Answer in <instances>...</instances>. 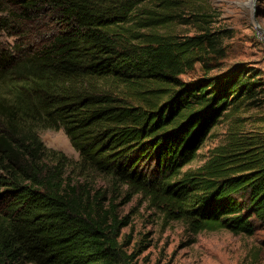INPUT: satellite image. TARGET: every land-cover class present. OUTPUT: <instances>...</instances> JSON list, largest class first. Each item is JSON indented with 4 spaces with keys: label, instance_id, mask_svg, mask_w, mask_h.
<instances>
[{
    "label": "trees",
    "instance_id": "1",
    "mask_svg": "<svg viewBox=\"0 0 264 264\" xmlns=\"http://www.w3.org/2000/svg\"><path fill=\"white\" fill-rule=\"evenodd\" d=\"M207 3L0 0L15 37L0 45V264H137L121 208L137 194L194 233L264 229V90L251 68L211 74L225 50Z\"/></svg>",
    "mask_w": 264,
    "mask_h": 264
},
{
    "label": "rangeland",
    "instance_id": "2",
    "mask_svg": "<svg viewBox=\"0 0 264 264\" xmlns=\"http://www.w3.org/2000/svg\"><path fill=\"white\" fill-rule=\"evenodd\" d=\"M207 9L214 20L211 28L221 32L219 45L225 50L220 65L211 74L229 71L236 65L251 68V73L262 84L260 90H264V0H208ZM189 30L195 33L197 25L180 26L181 32ZM14 41V36L0 31V45ZM203 75L202 65L198 63L181 78L190 81ZM259 98L264 106V92ZM255 110L251 109L250 113ZM229 123V118H225L216 127L194 165L201 164V158L223 140ZM40 135L49 148L64 151L78 160L79 152L63 128H43ZM89 180L96 186L109 185L102 176L96 175ZM121 208L123 214L131 218V224L123 232L132 236L130 249L139 252L137 264H264V229L253 235L227 230L194 233L181 221L163 218L138 194Z\"/></svg>",
    "mask_w": 264,
    "mask_h": 264
}]
</instances>
